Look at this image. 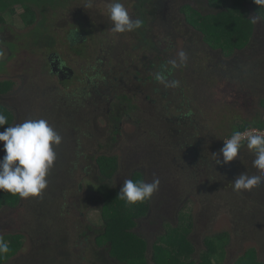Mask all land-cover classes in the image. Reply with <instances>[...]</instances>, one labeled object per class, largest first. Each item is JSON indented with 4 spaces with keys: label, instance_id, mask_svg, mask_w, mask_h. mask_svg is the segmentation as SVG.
<instances>
[{
    "label": "rangeland",
    "instance_id": "obj_1",
    "mask_svg": "<svg viewBox=\"0 0 264 264\" xmlns=\"http://www.w3.org/2000/svg\"><path fill=\"white\" fill-rule=\"evenodd\" d=\"M50 1L52 0H21L17 5H10V8L5 13L7 29L0 34V60L6 62V66L0 72V82H13L14 91L19 90V93L16 96H12L11 100L3 98V103L10 110H18L21 114L18 123H22L26 119L43 118L48 121L51 127L56 128V131L63 139H70L76 136L81 145H84V149L79 153L72 154L62 152L65 157L61 158V160H65L67 164L75 167V173L71 174L70 170L68 172L65 167L66 164H61L56 159L47 177L48 187L43 195L39 198L21 199L19 205L12 209L11 224L13 230L9 232L8 230L0 229V236L9 233L18 234L22 229L27 231L28 239L30 237L34 239L36 238L35 235H41L40 238L44 248L40 252V255H35V252L32 251L33 246L30 240H27L21 251L12 256L7 264H99V261L96 262L95 254L96 249L97 251H101L102 248H97L96 246L95 238L97 233L92 230L88 231V234L84 233L90 227L93 229L102 228L105 219L104 215L101 211L90 209L89 211H85L86 217L81 216L75 202L79 198V193H81V190L78 188L79 186H76L77 181L82 182L84 180L82 182L83 186H87V183L91 180L90 176L92 179L95 177V166L92 165L90 158L91 156L94 157L95 155L93 156V154L97 153H89V148L91 147L88 146L89 138L87 139V136L90 135V132L93 134L100 133L101 126L99 125L100 127H98L91 123L92 107L88 103L90 97L84 99L81 97L80 99L78 94H72L67 98L66 103L61 101V98L68 96L66 95L67 93L76 92L77 88L81 89L84 86L79 76L86 72L85 69L90 68L91 64L95 63L86 60L80 62L79 59L71 62L68 56L69 44L66 36L69 24L74 17L81 20L82 23V18H84L86 11L81 8V0H70V2L69 0ZM77 2L81 3V6L79 5V14L73 11V4ZM109 2L112 3V0ZM22 3L32 7L34 10L35 18L31 21L32 24H28L25 21L26 18L23 15L25 9ZM108 6H105L106 10L104 9V12L100 13L101 17H103L102 21L108 19V16L104 17L108 15ZM128 6H131V4ZM206 6L207 3L204 2L200 5V8L206 13L213 11L210 8L204 10L203 7ZM248 8L251 16H256L257 13L263 14L262 10H259L258 7L257 13L253 6L249 5ZM127 10L128 13H133L136 16L131 8ZM213 12V15L218 16L220 11ZM198 15L195 11L187 10L188 20L192 23V20L195 21L194 19H196V27L200 24L198 21H201ZM215 16L212 17L215 18ZM96 17L99 18L100 16L97 15ZM31 19L32 15H28L27 21ZM47 20H49V24ZM212 20L209 19V21ZM257 26L258 28L252 37V47L250 48V45H248L243 50L235 51L228 60L229 63H226L230 69L238 66H244L247 72L249 69H254L255 67L264 69V66L260 65L261 59L264 57V23L258 21ZM180 33L187 40L183 38H179V41L176 40L177 44L174 50V58L176 59H178V52L182 51L185 45L188 46L186 48L188 54L190 52L194 53L196 46L199 47L198 39L200 35L198 36L195 31L185 29L180 30ZM109 34L115 33L111 29H107L106 35ZM164 35H167L168 39L162 36L158 39H161V48L169 55V53L173 52V48H170L173 44H171L170 35ZM218 36L217 42L220 39V43L217 44L218 47L215 46L216 48H222L225 43L227 44V38L225 36ZM111 37L113 36L111 35ZM46 41H52L56 45L59 44L52 51H57L58 49L59 52L63 53V57L68 63H71L72 68L76 72L74 81L71 80L72 82L70 81V83L66 82L65 87H62L57 80L52 79V87H59L58 89H54L53 92L44 91L45 81L41 80L43 78L41 69H43L42 64L44 63L42 61L47 59L48 53L46 51L38 52V46ZM138 53L141 54V49ZM204 55L203 60H197L196 58L195 61L187 62L184 65V71L181 72L183 80L181 84L186 85L190 89L187 91V95L191 94V99L194 93H196L197 103L201 104L203 102L205 109L201 110V112L204 116L203 118H207V122L209 123L206 124V127L209 128V134H213L214 138L212 141L219 143L220 139L229 133L230 128L234 124H240L257 114L259 110H263L264 112V109L260 104L261 101L258 102V91L252 92L255 88L253 84L248 88L251 92H247L245 88L241 89L245 91L244 93H241V90L237 91L242 97L249 100L245 101L244 108H239L238 104L235 105L238 101L236 99L237 92L231 87L232 83L229 80L230 77L235 76V72L231 75V71L228 70V75L224 76L220 70L222 65L219 66L218 71L216 70L214 54L209 51V53L205 52ZM3 65L0 62V69H2ZM84 75L85 77H89L90 73L86 72ZM253 76L256 77L257 75L253 74ZM188 79L190 80V86L186 83ZM43 85L44 88H42ZM249 95H252L251 99ZM24 100H26V103H24ZM5 110L9 119H11L8 126H13L15 120L14 112H11L7 108ZM0 129L4 130L3 128ZM133 129L130 127L128 131H132ZM191 133H195V142H200L203 145L204 140L200 135L201 132L191 131ZM172 134L173 132L169 133V126L167 124L163 126L162 132L157 131V142L161 145L157 148L164 150V145L167 144L169 138L168 135L172 136ZM94 138L98 139L100 137L94 136ZM173 138L177 141V138L174 136ZM134 141L135 137L133 136H125L121 140L125 147L127 145L132 146ZM212 141H210V147L207 149L210 153H212L211 149H213ZM2 146L3 143L0 142V159L5 155ZM116 155L121 157L122 152L116 153ZM219 159L223 160L221 155H219ZM253 159L254 155L247 148H244L240 152V158L231 164L221 163L217 166L214 164L203 166L202 164L200 167L201 173L207 170L210 172L204 175V177L199 176V180H201H198V185L189 184L188 186L190 187L185 189L174 188L176 185H170L169 182L179 181V179L183 182H188L190 180L189 176H193L191 171L182 172L181 174L177 172L171 173L168 183L163 182L164 176L160 174L159 178L162 185L159 186L158 192L151 199L152 208L154 209L153 217L156 216V210L160 207L163 213L164 210L168 212V215H165L168 218L167 222L174 226L177 225L176 213L178 210L172 207L171 201L181 208V199L183 197L186 199L187 197L189 198L188 205L190 209H193V218L196 221L195 229L190 235L194 244L195 252L193 256L195 258H198L206 250L204 243L206 237L228 232L230 241L226 249L227 252L225 251L224 253V249L219 248V253L212 256L214 264H235L237 261L238 264H246L244 262L248 260L254 261L256 264H264V184L243 195L236 194L232 190L231 185L241 174H258L257 170L252 166ZM132 161L130 160L131 169L134 168ZM123 164L126 168L125 162ZM90 165L92 167H89ZM137 165L141 168L145 167L142 161L138 162ZM84 167H86L87 171H85ZM130 175L131 173L128 171L121 172L117 176V185L122 187L124 180L128 179ZM147 177L148 182H152L153 178L150 175ZM68 180L75 181L70 184L67 183ZM91 182L94 184V181L91 180ZM88 185L92 187L90 184ZM92 189L95 188L93 187L89 190ZM173 190H176L174 195L172 193ZM95 191V195H97L98 190ZM177 194L181 195L175 199L174 196ZM214 195L216 197L213 199ZM218 205L219 207L217 208ZM6 214L10 215L11 210L7 209L3 216L0 215V219H2L0 225L3 224L5 220L3 218ZM169 214L171 215L169 216ZM40 220L44 221V223H41ZM53 221L56 224L58 223L59 229L52 226ZM156 223H160V220L156 219ZM139 225L137 230L143 235L144 240L148 242V249L146 250L145 242L139 241L140 243H135L136 246L124 248V258L128 254L129 259L137 260L141 257L146 261L144 264H157L152 259L153 255H155L159 258V263L162 262L165 252H173V248L166 243L156 247L152 245L157 236L164 234L165 231H161L160 224H150V220H143ZM137 230L132 229L133 232ZM21 233L23 234V232ZM35 245L36 250L39 244L36 243ZM177 250L176 248L175 251ZM30 251L32 252L27 255ZM179 257L185 259V256L181 252L179 253Z\"/></svg>",
    "mask_w": 264,
    "mask_h": 264
},
{
    "label": "flooded vegetation",
    "instance_id": "obj_2",
    "mask_svg": "<svg viewBox=\"0 0 264 264\" xmlns=\"http://www.w3.org/2000/svg\"><path fill=\"white\" fill-rule=\"evenodd\" d=\"M109 1L110 0H81V8L86 11L84 18H82L83 22L81 23V20L74 17L69 24L66 40L69 44L68 56L71 62L79 59L80 62L86 60L95 63L91 64L90 68L85 69L86 72L90 73L89 77H85L84 74L86 72L79 76L84 86L81 87V89L77 88L76 92L67 93L66 95L68 96L61 98V101L66 103L67 98L72 94H78L80 99L81 97H83L82 99L90 97L88 103L92 107L91 123L98 127L101 126V130L100 133L96 134L90 132V135L87 136V139L89 138L88 146L91 147L89 148V153H102V155L114 153V155L117 156L116 153L122 152V156L118 157L119 169L112 179L114 184L112 187L116 186L121 190L122 187L117 185L116 180H118L117 176L123 171H128L130 173L141 172L145 182H148L147 176L149 175L154 179L159 178L160 174H163L164 177L162 180L164 183H168L171 173L177 172L181 174L182 172L191 171L193 176H189L190 180L188 182H183L179 179V181L169 182V184L176 185L174 188L177 189L190 187L188 186L189 184L198 185L199 176L204 177V175L210 172L207 170L201 173V165H218L217 161L220 154H217L220 153L224 145V140L228 137L226 135L224 138L220 139L219 143L217 141H212L214 138L213 134H209V128L206 127V124L209 123L207 122V118H203L204 116L201 112V110L205 109L203 102L201 104L197 103L198 99L194 92L193 98L191 99V94L187 95V91L190 89H188L186 85L181 84L183 81L181 72L184 71L185 66L173 69L169 63V61L174 58V50L177 44L176 40L179 41V38L187 40L183 37L184 35L180 33V30L187 29L195 31L198 36L200 35L198 39L199 47L196 46L194 53L190 52L188 54L186 51L188 46L186 45L182 50L187 53V62L195 61L196 58L197 60H203L205 52H212L215 57V67L217 71L219 66L222 65L220 70L223 72L224 76L228 75V70L231 71V75L235 72V76L229 78V80H231L230 83H232L231 87L235 89L236 92H239L243 88H245L247 92H251L248 88L252 84L255 85L252 92L258 91V102L264 99V69L255 67L254 69H249L248 72L244 69V66L230 69L229 65L226 63H229L228 60L234 53L229 54L224 48H214L207 42L205 39V32L201 30L202 28L200 26L201 23H203L202 18L207 14H214L213 11L219 10L215 8V6L210 5L208 0H121L126 9L131 8V10L135 12L136 16L133 13H129L130 17L132 19H141L143 21V26L133 32L106 35L107 29H111L112 27L110 26L111 22L109 19L102 21L103 17H101L100 13L104 12V9L106 10L105 6L110 4ZM204 2L207 3V6L203 7V9L207 10L210 8L213 11H210V13L203 11L200 5ZM77 3L73 4V11L79 14V5L81 3ZM89 3L92 4V7H87ZM130 4L131 6H128ZM187 10L195 11L200 14L201 17L199 19H201V21H198L200 24L197 27L188 20ZM97 15L100 17L97 18ZM106 16L108 15L104 17ZM47 23L49 24V20H47ZM74 33H77V39L72 38V34ZM164 34L170 35L171 44H173V46H170V48H173V52L169 53V55L161 48V39H158L160 36L168 39V36ZM111 35L113 37H111ZM57 46H59V44H52L50 41L42 42L38 46V52L46 51L48 53L47 59L42 61L44 63L42 64L43 69H41L43 73V78L41 80L45 81L44 91L48 90L53 92L54 89L59 88L57 86L52 87V79L57 80L62 87H65L64 85L66 82L70 83L71 80L74 81L75 79L76 72L72 68L71 63H68L63 57V53L59 52L58 49L57 51H52ZM140 49L141 54L138 53ZM261 60L260 65L264 66V57H262ZM48 68L49 70L47 71ZM157 73L162 74L168 81H179V87L167 88L164 84L157 82L155 78ZM253 74H256L258 77H254ZM186 83L189 86L191 85L189 79ZM44 85L42 88H44ZM238 92L236 94V99L238 101L235 105L238 104L239 108H244L243 105H245V101L249 100H246V98L242 97ZM244 92V90H241V93ZM18 93L19 90L14 91L13 89L3 96L4 99L7 98L11 100V97L16 96ZM251 96L252 95H249L250 99ZM24 101V103H26V100ZM15 103L17 104V102ZM18 109L22 111L21 108L18 107ZM10 111L14 112V125L18 124L21 114L17 109H11ZM165 124L169 126V133L173 132V134L172 136L168 135L167 144L164 145V150H162L157 148L161 145L157 142L156 132H162ZM130 127L134 129L128 131ZM233 128L234 126L230 128V131ZM54 129L56 130V128ZM191 131L201 132L200 135L204 140L203 145H201L200 142H195V133H191ZM94 136L100 138L95 139ZM125 136L135 137L132 146L127 145L125 147L121 142ZM173 136L177 138V141ZM70 139H63L62 144L57 147L55 151L58 162L66 164V170L68 172L70 170L71 174H74L75 167L67 164L65 160H61V158L65 157L62 152L68 154L79 153L84 149V145H81L76 136ZM210 141L213 142V149H211L213 154L207 151L208 147H210ZM127 153L133 154L128 155ZM214 154L217 156H212ZM141 155L143 156L141 157ZM130 160H133V169H131ZM141 161L144 162L145 167L141 168L137 165L138 162ZM124 162L126 168L124 167ZM85 168L86 167H84V169ZM85 171H87V169H85ZM90 178L94 181V184L91 180H89L87 186H83L82 182H84V180L82 182L78 180L76 183L81 193H79V198L76 199L77 201L75 204L76 208L80 211V215L84 217H86L85 211H89L90 209L100 211L98 203L94 199V195L96 194L95 190L98 188V177L95 175L94 179H92L91 176ZM128 179H131V176H129ZM74 181L75 180H68L67 183L72 184ZM160 185H162L161 181ZM93 187L95 189L89 190ZM175 191L176 190L172 191L173 195ZM180 195L181 194H177L174 196L175 199ZM215 197L216 195H214L213 199ZM188 199L189 198L186 197V199L181 202V205H186ZM171 204L173 205L172 207L176 208L178 211L181 209L179 206L175 207L174 205H176V203L172 201ZM218 207L219 205L217 208ZM7 209L8 208L5 207L0 212V215L3 216ZM10 210L11 214H6L3 218L5 219L3 224L0 225V229L8 230L9 232L13 230L11 224L12 208H10ZM152 210L154 209L150 208V213ZM160 211L162 212L161 209ZM164 215H168L166 210H164ZM1 220L2 219H0V222ZM40 221L44 223V221ZM52 226L59 229V225L58 223L56 224L55 221H53ZM21 232H23V234ZM20 233L25 236V241L30 240L33 246L32 251L35 252V255H40V252L44 248L40 238L41 235H35L36 238L32 239V237H30L28 239L27 231L22 229ZM36 243H38L39 246L35 250ZM32 251L28 252L27 255Z\"/></svg>",
    "mask_w": 264,
    "mask_h": 264
},
{
    "label": "trees",
    "instance_id": "obj_3",
    "mask_svg": "<svg viewBox=\"0 0 264 264\" xmlns=\"http://www.w3.org/2000/svg\"><path fill=\"white\" fill-rule=\"evenodd\" d=\"M21 0H0V34L6 31V19L5 13L10 8V5H17ZM50 2H55L54 0ZM209 4L219 9V15L207 14L202 18L201 30L205 32V39L214 48L220 43V36L227 38V44L225 43L222 48L229 54H233L236 50H243L248 45L250 48L253 43V34H255L258 26L250 22L249 17V5L253 6L257 13V5L254 0H208ZM23 7L25 12L23 13L28 24H32V20L35 18L34 10L30 6H26L24 3ZM260 10V8L258 7ZM197 13V12H196ZM262 15L257 13L262 22L264 23V9H262ZM28 15H32V19L27 21ZM212 16H215L212 17ZM200 14L198 18H200ZM209 19H213L209 21ZM195 21L192 20V24L196 25ZM256 28V29H255ZM246 34V35H245ZM52 44L53 42L50 41ZM216 45V46H215ZM218 47V46H217ZM221 47V45H220ZM3 63L2 69L6 66V62ZM14 89V83L11 81L0 82V109L5 110L9 108L3 103L5 94H8ZM261 106L264 109V101H261ZM6 111V110H5ZM263 110H259L257 114L251 116L248 120H244L240 124H234V128L227 134L231 137L233 130L246 131L254 128L264 131V114H261ZM11 118V117H10ZM9 119V123H10ZM8 126V125H7ZM0 131H2L0 129ZM95 155V156H94ZM90 160L94 165L95 175L98 177V194L94 195L95 201L98 203L100 211L104 215V224L100 229L88 228L84 234H88V231L92 230L96 234V246L102 248L101 251L96 249V262L99 264H137L146 263L143 258L137 260L129 259L128 254L124 258V248L130 246H136L135 243L143 241L146 244V250L148 249V242L144 240L143 235L137 230L140 226V222L143 220H150V224L161 226V231H165L164 234L158 235L153 247L160 246L166 243L173 248V252H165L164 260L159 263V258L153 255L152 259L157 264H214L212 256L219 253V248L224 249V253L229 244V233L222 232L212 236H208L204 239L206 250L195 258L193 256L194 244L191 240V234L195 229L196 221L193 218V209H190L186 201V205H183L181 209L176 213V219L178 220L177 225H172L167 222L168 218L160 211L159 208L156 210V216L153 217L152 202L147 201L143 204L135 206H126L125 202L118 199L120 190L114 186L112 187V179L119 169V158L113 154H93ZM90 167H92L90 165ZM131 179H143L141 172L131 173ZM145 181V180H144ZM185 197L181 199V202ZM20 198L14 197L8 193H0V212L7 207L15 208L19 205ZM177 207V205H174ZM150 213V214H149ZM171 214H169L170 216ZM152 217V218H151ZM156 219L160 220V223H156ZM132 229L137 230L133 232ZM6 240L10 242V253L7 254L6 258L0 259V264H7L12 256L21 251L25 245V236L21 233L18 234H5L2 235ZM162 248V247H161ZM178 249L175 251V249ZM165 250V249H164ZM183 253L184 258L179 257V253ZM227 252V251H226ZM238 262V261H237ZM235 264H238V263ZM95 263V262H94ZM246 264H256L254 261H246Z\"/></svg>",
    "mask_w": 264,
    "mask_h": 264
},
{
    "label": "clouds",
    "instance_id": "obj_4",
    "mask_svg": "<svg viewBox=\"0 0 264 264\" xmlns=\"http://www.w3.org/2000/svg\"><path fill=\"white\" fill-rule=\"evenodd\" d=\"M254 3L260 10L264 9V0H254ZM87 7H92V4L89 3ZM260 18L258 15L249 17L252 24L262 22ZM108 19L112 24L111 31L116 34L133 32L143 26L141 19L130 17L121 0H112L109 4ZM72 38L77 39V33L72 34ZM187 60V53L179 51L178 59L173 58L169 63L176 69L186 65ZM155 78L167 88L179 87V81H168L160 73ZM8 124V114L0 109V128L4 129L0 131V142L5 152L0 159V193H8L22 200L39 198L48 187L47 177L57 159L55 149L62 144L63 138L43 118L28 119L14 126H6ZM244 148L254 155L252 166L258 174H241L231 183L232 190L239 195L264 184V132L255 129L243 132L233 130L231 137L224 140L220 150L223 160L218 158L217 164H231L240 158L241 149ZM159 186V178H154L150 183L139 178L126 179L118 199L129 207L143 204L153 198ZM10 251V242L0 236V259L6 258Z\"/></svg>",
    "mask_w": 264,
    "mask_h": 264
},
{
    "label": "built area",
    "instance_id": "obj_5",
    "mask_svg": "<svg viewBox=\"0 0 264 264\" xmlns=\"http://www.w3.org/2000/svg\"><path fill=\"white\" fill-rule=\"evenodd\" d=\"M251 129H254V128H251ZM249 130V129H248ZM255 130H257L258 132H264V131H261V130H259V129H255ZM228 138H230V137H228ZM227 138V139H228ZM245 146H246V144H245ZM244 147V146H243Z\"/></svg>",
    "mask_w": 264,
    "mask_h": 264
},
{
    "label": "crops",
    "instance_id": "obj_6",
    "mask_svg": "<svg viewBox=\"0 0 264 264\" xmlns=\"http://www.w3.org/2000/svg\"><path fill=\"white\" fill-rule=\"evenodd\" d=\"M261 114H264V112H262Z\"/></svg>",
    "mask_w": 264,
    "mask_h": 264
}]
</instances>
